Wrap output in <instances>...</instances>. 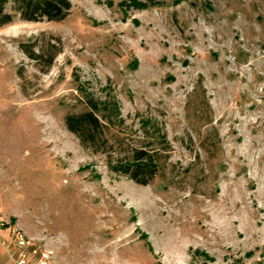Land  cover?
<instances>
[{"label":"rangeland","instance_id":"374dc122","mask_svg":"<svg viewBox=\"0 0 264 264\" xmlns=\"http://www.w3.org/2000/svg\"><path fill=\"white\" fill-rule=\"evenodd\" d=\"M68 1L61 22L6 5L0 259L15 229L26 264H264V0ZM50 40L43 73L19 45ZM86 100L104 152L66 128ZM133 148L157 155L146 186L108 168Z\"/></svg>","mask_w":264,"mask_h":264},{"label":"trees","instance_id":"16d2710c","mask_svg":"<svg viewBox=\"0 0 264 264\" xmlns=\"http://www.w3.org/2000/svg\"><path fill=\"white\" fill-rule=\"evenodd\" d=\"M9 0H0V28L13 21V15L5 11ZM12 10L19 15V18L26 22H61L69 14L71 4L68 0H11ZM136 5V3H134ZM59 41L50 40L45 49L36 50L37 44L30 45L21 43V51L34 61L37 66L41 64V72H47L51 67L56 55L59 52ZM85 109L78 113H68L64 122L67 130L75 135L84 148L94 152H104L107 145L104 127L98 117L97 105L92 100L85 101ZM130 159L119 163H112L110 160L108 168L115 174L128 177L135 184L146 186L157 175L159 171L156 156L144 149H130Z\"/></svg>","mask_w":264,"mask_h":264},{"label":"built area","instance_id":"2783aa9c","mask_svg":"<svg viewBox=\"0 0 264 264\" xmlns=\"http://www.w3.org/2000/svg\"><path fill=\"white\" fill-rule=\"evenodd\" d=\"M4 223L2 221V219H0V230L3 229L4 227ZM13 236L14 239V247L15 250H11V254H13L12 256H14L15 254L17 255L16 259H15V263L16 264H26L27 262V254L24 251L25 247L29 245V242L25 239L24 234L21 233V231L19 230H15L13 229L10 233ZM0 248H4L6 249L7 252H10L8 250V246L6 245V242L2 239H0ZM10 256V257H12ZM13 259V257H12ZM49 256L45 255L42 256V258H40V261L38 262V264H50V260H49Z\"/></svg>","mask_w":264,"mask_h":264},{"label":"crops","instance_id":"0c3cea01","mask_svg":"<svg viewBox=\"0 0 264 264\" xmlns=\"http://www.w3.org/2000/svg\"><path fill=\"white\" fill-rule=\"evenodd\" d=\"M2 253H0V257H1ZM0 264H7V262L5 260L0 259Z\"/></svg>","mask_w":264,"mask_h":264}]
</instances>
